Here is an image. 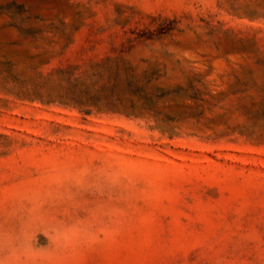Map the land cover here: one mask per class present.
Listing matches in <instances>:
<instances>
[{"label": "rangeland", "instance_id": "374dc122", "mask_svg": "<svg viewBox=\"0 0 264 264\" xmlns=\"http://www.w3.org/2000/svg\"><path fill=\"white\" fill-rule=\"evenodd\" d=\"M0 264H264V0H0Z\"/></svg>", "mask_w": 264, "mask_h": 264}]
</instances>
